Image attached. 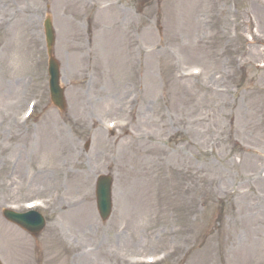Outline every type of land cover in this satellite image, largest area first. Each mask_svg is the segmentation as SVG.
<instances>
[{"label": "rangeland", "instance_id": "obj_1", "mask_svg": "<svg viewBox=\"0 0 264 264\" xmlns=\"http://www.w3.org/2000/svg\"><path fill=\"white\" fill-rule=\"evenodd\" d=\"M70 263L264 264V0H0V264Z\"/></svg>", "mask_w": 264, "mask_h": 264}, {"label": "water", "instance_id": "obj_2", "mask_svg": "<svg viewBox=\"0 0 264 264\" xmlns=\"http://www.w3.org/2000/svg\"><path fill=\"white\" fill-rule=\"evenodd\" d=\"M46 33L48 39V46L49 50L51 51L52 45L54 43V31L52 28V23L50 19L46 21ZM51 76H52V93L53 99L56 104L63 107L64 100H63V89L60 87L59 84V70H58V63L54 58H51ZM111 185L112 179L109 176L101 177L98 186V195H99V208L103 218L108 217L111 212ZM21 222L25 225L30 224L31 220H24L22 219ZM43 225V220L41 221Z\"/></svg>", "mask_w": 264, "mask_h": 264}, {"label": "bare ground", "instance_id": "obj_3", "mask_svg": "<svg viewBox=\"0 0 264 264\" xmlns=\"http://www.w3.org/2000/svg\"><path fill=\"white\" fill-rule=\"evenodd\" d=\"M89 216H91V215H89ZM88 216H85V220H88ZM82 221L84 220V219H81ZM97 231H99V230H97ZM75 258H76V256H75ZM75 258L73 257V259H72V261H74L75 260ZM84 264V263H83Z\"/></svg>", "mask_w": 264, "mask_h": 264}]
</instances>
